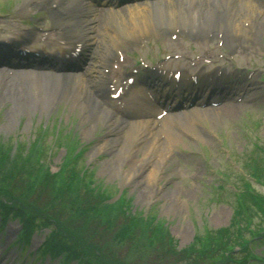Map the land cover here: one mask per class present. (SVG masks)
I'll return each instance as SVG.
<instances>
[{
	"label": "rangeland",
	"instance_id": "1",
	"mask_svg": "<svg viewBox=\"0 0 264 264\" xmlns=\"http://www.w3.org/2000/svg\"><path fill=\"white\" fill-rule=\"evenodd\" d=\"M10 2L11 0H0V14H4L2 7ZM253 10L257 14L259 8L255 7ZM121 15L126 16L127 12H122ZM10 17L19 20L17 13ZM262 19L264 21L263 16ZM39 27L43 29L42 25ZM95 28L97 33L103 30V26ZM0 30L8 37H17L22 33L15 22L5 20L0 21ZM214 41L218 43L217 40ZM102 43L103 40H99V44ZM190 43H195V40ZM179 44L176 48L180 53L191 58L192 51L186 48V44H183L184 47H179ZM205 50V47L201 51L197 50L198 57L204 56ZM222 50L226 53L224 57L228 65L251 71V80L257 84L261 78L264 80V60L260 59H264V39L253 49L252 54L233 52L225 46ZM96 51L98 54V49ZM218 52L216 49L210 54L211 61L218 60ZM219 61L221 63L220 57ZM1 77L8 79L10 76ZM88 80H92L91 77ZM6 107L9 108V105L0 106V206L8 208L10 214L3 215L0 220V254L3 250L6 252L0 256L1 264H13L14 260L17 264H28L31 261L33 264H62L60 257L52 259L47 254H42L41 249L40 252L38 250L43 238L50 232L31 227L39 222L36 219L38 212L34 210L37 208L42 214L48 209L49 212H56L57 216L58 212L64 213L59 217L64 225L59 221L54 225L63 226L62 232L69 233L70 240L79 245L83 244L78 234L79 229L85 231L103 228L106 226L104 221L107 220V224L112 225L110 233L113 236L105 239L104 244L108 254L114 255L112 259H118L120 264H153L157 260L150 261L154 260V256L158 257L155 255L158 250V241L154 239L156 234L166 236L164 239L171 240L174 245L183 249L193 243L204 242L208 232H212V235L224 229L228 233L234 229L233 222L239 218L234 204L235 196L226 182L216 180L215 173H224L229 183L241 187L245 183L230 160L237 158L238 166L245 169L256 163L261 164V157L262 165L264 164L263 96L252 103L233 107V116H222L224 123L221 125L219 122L213 125L203 120L191 129L192 137H183V145H179L178 150L180 148L184 153L174 149L179 153V160L181 159L178 164L180 168L172 163L165 173L170 175L177 169L180 171V178L169 176L168 181L162 180L159 183L160 192L167 190L170 193L176 187L173 196L177 203H182L181 210L177 214H166L162 199L148 204L137 203L136 193L130 187H121L116 178L107 180L99 175V163L106 160L108 155L99 156L93 161H90L88 155L96 141L104 137L98 131L104 124L98 125L95 136L83 140L79 135L77 113L69 111L67 105L61 103L46 115H39L37 112L30 114L29 126H25L28 117L23 116L15 126L4 132L1 128L6 125ZM214 112L208 113L210 118ZM170 120L172 118L168 121ZM221 132L227 134L224 136ZM201 145L209 147L208 154L201 151ZM254 188L264 194L262 186L255 185ZM41 209L47 210L40 211ZM93 215H101L99 224L92 223L95 218ZM17 216L24 225V230L21 229ZM254 222L258 221L254 219ZM28 224L29 230H32V240L28 245L26 241L16 243L18 234L22 236L28 233L25 230ZM9 227L14 228L15 234L7 239ZM122 229L125 233L131 230L135 232L134 236L131 235V240L129 234L124 238L117 234ZM258 234L264 235L263 231ZM257 239H253L251 244L257 245ZM98 242L103 245V240ZM94 243L98 246L96 241ZM259 249L261 248L257 250ZM66 264L79 263L70 261Z\"/></svg>",
	"mask_w": 264,
	"mask_h": 264
},
{
	"label": "bare ground",
	"instance_id": "2",
	"mask_svg": "<svg viewBox=\"0 0 264 264\" xmlns=\"http://www.w3.org/2000/svg\"><path fill=\"white\" fill-rule=\"evenodd\" d=\"M73 4L71 0L66 1ZM231 0H165L156 1L150 5L136 7L128 10L127 16L121 13L106 12V25L104 30L111 33V39L118 41L120 38L137 39L148 34L168 33L170 35L188 33L195 36L205 37L212 34L214 29L223 31L220 36L223 42L226 39L243 35L244 39L253 38L254 33L249 31V26L255 29L258 38H264V21L255 12L253 7L247 3L238 2L230 7ZM204 3V6L202 5ZM69 4L67 6H69ZM149 7L153 8L150 13ZM117 23L118 31L113 30V24ZM247 24V25H245ZM139 36V37H137ZM137 37V38H136ZM134 39V40H135ZM239 48V46H237ZM236 47V48H237ZM91 74L94 72L91 69ZM86 74L78 76H54L48 73H26L18 74L5 80L0 75V106L6 107L4 115L6 125L1 128L6 132L15 126L21 117L27 116L25 126H29L30 114L36 112L48 114L54 106L61 103L67 105L69 111H74L79 117L81 139H91L97 131L98 124L107 122V131L104 132L102 140L96 141L95 147L89 153L90 161L97 160L99 156L108 155V158L99 163V175L107 180L118 179L120 186H128L136 193L135 201L140 204L151 201H164V213L177 214L182 203L174 199L176 187L172 192L163 190L160 192L159 183L168 181L169 176H175V170L170 175H165L168 166L172 164L167 159L166 145L175 148L183 144L182 135L172 125V120L166 119L162 122L161 129L164 132L162 144L156 143L157 132L144 131L143 124L126 125L117 123L101 108V81L90 80L85 85L83 80ZM18 83V84H17ZM22 91V94L18 92ZM16 90V93L12 91ZM234 105L223 107L225 117H232L231 109ZM191 117L195 123L206 120L205 113L195 111ZM110 119V120H108ZM216 119L212 120V124ZM185 132L190 131L188 124H182ZM123 129V130H122ZM123 131V132H122ZM144 139H149L143 142ZM15 234L14 228L9 227L7 238Z\"/></svg>",
	"mask_w": 264,
	"mask_h": 264
},
{
	"label": "trees",
	"instance_id": "3",
	"mask_svg": "<svg viewBox=\"0 0 264 264\" xmlns=\"http://www.w3.org/2000/svg\"><path fill=\"white\" fill-rule=\"evenodd\" d=\"M246 192L247 191H245V193L241 195V206H236L237 209L244 211L253 219L257 218V214L258 218H260L264 215V211H261V209L264 208V204L258 198L253 197ZM0 208L2 211V215H6L9 213L8 208H4L1 206ZM34 210L38 212L36 219L40 224L38 226H34L35 224L32 226L38 228L48 227L51 229L50 236L48 237L46 244L50 250L62 251V253H64L68 258L78 260L79 264H120V261L118 259H112L114 255L108 254L106 246L104 244L105 239L107 240L108 238H110V236H113L110 233L112 225L107 224V220L104 221V224L106 226L103 228L101 227L85 231L79 229V237L83 240V244L79 245L78 242L70 240L71 236L69 235V233L65 234L64 232H62V229L64 228L63 226L54 225V223H57L58 221L62 225H64L59 218L60 215H64V213L58 212L59 216H57L55 214L56 212H49V209H41L40 211L47 210V212H45L44 214L39 212L38 208ZM93 216L95 218L92 223L95 224L98 222L99 224L100 222L98 220L100 219L101 215ZM26 229L29 233V224L25 227V230ZM231 230L228 233V231L224 229L222 231L214 232V234L212 235V232H208L209 235L204 242L201 241L200 243H193L192 245H190V247H187L183 250H178L176 248V245H174L171 240L168 241L167 239H164V237L166 236L162 235L160 237L156 234V237L154 239L158 241V244H156V248H158V250L156 251L155 255H157L158 257H155L153 255L154 260L150 262H154L157 260L153 264H220L223 263L227 256H229L231 260H241L242 258L240 257H244L245 255L247 256L248 253L245 252L247 249L243 247L241 243L242 240L237 237L236 230ZM134 233L135 232L132 230L131 232L125 233V230L122 229L117 234H119L121 237L123 236V238L126 236V234H129L131 240V235L133 234L134 236ZM100 240H103V245L98 244V241ZM94 241H96L99 247L95 245ZM236 248L241 250L235 252ZM242 250L245 253H241ZM234 254H236V256H233Z\"/></svg>",
	"mask_w": 264,
	"mask_h": 264
}]
</instances>
